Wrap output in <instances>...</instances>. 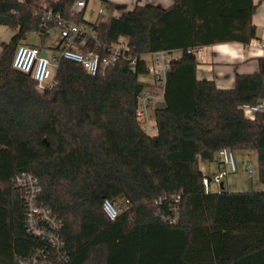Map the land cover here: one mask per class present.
Instances as JSON below:
<instances>
[{"label": "trees", "instance_id": "obj_1", "mask_svg": "<svg viewBox=\"0 0 264 264\" xmlns=\"http://www.w3.org/2000/svg\"><path fill=\"white\" fill-rule=\"evenodd\" d=\"M42 1L0 0V26L16 30L0 54V264H264V190H206L211 176L200 168L223 148L256 151L264 184V112L244 111L264 100V57L231 89L196 76L198 48L257 38L253 0L137 5L120 18L108 3L110 16L94 22L84 17L88 0L79 11L78 0H46L47 10L96 33L81 50L121 45L136 63L121 58L92 76L61 58L39 91L13 60L23 44L46 51L24 42L57 28L36 13ZM162 51L180 56L151 136L137 121L149 87L140 77L149 74L143 57ZM23 173L39 180L38 204L61 224L59 249L27 224L26 190L16 185ZM106 199L129 206L112 221Z\"/></svg>", "mask_w": 264, "mask_h": 264}, {"label": "built area", "instance_id": "obj_2", "mask_svg": "<svg viewBox=\"0 0 264 264\" xmlns=\"http://www.w3.org/2000/svg\"><path fill=\"white\" fill-rule=\"evenodd\" d=\"M45 1H42L36 13L41 14L42 12V20L56 23L57 28L60 30L59 54L55 57H50L49 55L43 56L42 51L44 50L23 44L18 47L13 60V68L32 75L39 91H44L53 83L55 71L61 58L82 64L92 76L105 74L121 58H128L132 61L131 65H135V59L127 56L126 49L121 45L104 46L102 53L81 50L80 48H84L91 39L97 40L96 33L88 26L68 21L62 18L60 14L47 10ZM84 6L85 2L78 0L73 6V10L79 11ZM100 15L109 17L110 12L105 9ZM151 58L154 64H148V69L154 81L139 97L136 114L141 128L147 134L154 136L158 132L155 109L158 103L164 102L167 73L170 70V62L174 58L172 54L163 51L151 54ZM244 111L246 117L254 119L257 113L264 112V100L255 106H246ZM216 159L226 170L204 179L206 190H210L213 183L219 187L223 184L222 179L225 176L230 173H236L238 169L234 152L227 148L219 150ZM249 171L251 173V170ZM16 185L26 190L27 224L29 228L34 234L42 236L59 249L61 246L59 237L61 224L52 215L51 210L38 204V197L41 192L39 180L31 174L23 173L17 176ZM177 200H179V197ZM128 206L129 201L114 203L106 199L103 202V210L112 221L116 220ZM176 221L175 217L171 222L174 223ZM34 264L38 263L34 262Z\"/></svg>", "mask_w": 264, "mask_h": 264}, {"label": "crops", "instance_id": "obj_3", "mask_svg": "<svg viewBox=\"0 0 264 264\" xmlns=\"http://www.w3.org/2000/svg\"><path fill=\"white\" fill-rule=\"evenodd\" d=\"M177 1L178 0H88L85 14L92 3L94 6L92 10H96L97 17L103 10H107L106 4L109 3L113 6L112 16L120 18L124 13L132 11L137 5L148 4L160 8H169ZM252 22L256 26L257 38L249 45H243L239 42H226L198 48L196 52L198 62L196 76L199 81H213L220 89H231L235 86L237 75L259 72L258 59L264 57V0H253ZM1 27L7 29L5 26ZM2 51L0 50V54ZM45 52L49 55L47 51ZM146 56H151V54L145 55L143 58ZM179 56L180 52L178 51L172 53L174 59ZM147 64L149 63L147 62ZM153 81L154 79L151 78L143 82L150 86L153 84ZM215 162L218 165L220 164L218 161ZM200 168L204 173L201 164ZM232 186H234V188ZM219 187L217 190H213L211 187V190L218 191L220 189ZM221 187H224L226 190L224 182L221 184ZM226 191L239 192L240 190L238 189V184L234 183L233 185L231 184V186L229 184Z\"/></svg>", "mask_w": 264, "mask_h": 264}, {"label": "rangeland", "instance_id": "obj_4", "mask_svg": "<svg viewBox=\"0 0 264 264\" xmlns=\"http://www.w3.org/2000/svg\"><path fill=\"white\" fill-rule=\"evenodd\" d=\"M93 7L94 6L92 3L84 16L85 20H87L88 22H94L97 19L96 10H92ZM15 33L16 31L14 29H6L0 26L1 51L7 46L10 39ZM24 42L39 47L43 46L50 57H55L59 54V51L56 49V47L60 42V30L58 28H54L45 36L38 33H30L26 36ZM144 60L151 65L154 64L151 56H146ZM151 78H153L152 75H143L140 77L142 81L150 80ZM234 156L238 169L236 173H230L222 179V181L225 183L226 190L228 189L229 184L231 186V184L233 185L234 183L238 184V189L242 192L264 190V184L259 179L257 152L235 151ZM200 164L201 167H203V171L206 176L212 177L214 174H219L222 171L226 170V168L222 164L218 165L215 161H202L200 162ZM249 170H251V173ZM211 187L213 190L218 189V186L215 183H213ZM232 187L234 188V186Z\"/></svg>", "mask_w": 264, "mask_h": 264}, {"label": "water", "instance_id": "obj_5", "mask_svg": "<svg viewBox=\"0 0 264 264\" xmlns=\"http://www.w3.org/2000/svg\"><path fill=\"white\" fill-rule=\"evenodd\" d=\"M42 55H43V56H46L47 53H46L45 51H42ZM170 75H171V72L168 71V73H167V80L169 79ZM165 107H166V103H165V102H160V103H158L157 106H156L157 109H163V108H165Z\"/></svg>", "mask_w": 264, "mask_h": 264}]
</instances>
